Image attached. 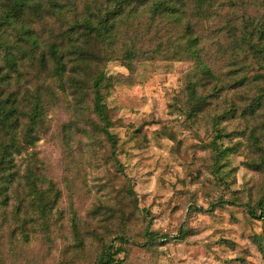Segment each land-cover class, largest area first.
I'll list each match as a JSON object with an SVG mask.
<instances>
[{
	"label": "rangeland",
	"instance_id": "374dc122",
	"mask_svg": "<svg viewBox=\"0 0 264 264\" xmlns=\"http://www.w3.org/2000/svg\"><path fill=\"white\" fill-rule=\"evenodd\" d=\"M206 54L221 78L218 52ZM104 69L112 77L105 104L114 149L98 134L69 142L59 132L68 116L55 112V135L40 137L35 152L44 199L56 204L46 228L21 227L25 239L18 213L0 208L13 220L0 215V264H95L102 236L118 234L131 241L116 264H264V226L249 212L259 215L264 203V108L247 109L243 86L204 85L194 62L141 61L129 71L109 61ZM190 85L206 98L195 113Z\"/></svg>",
	"mask_w": 264,
	"mask_h": 264
},
{
	"label": "trees",
	"instance_id": "16d2710c",
	"mask_svg": "<svg viewBox=\"0 0 264 264\" xmlns=\"http://www.w3.org/2000/svg\"><path fill=\"white\" fill-rule=\"evenodd\" d=\"M209 47L226 68L221 78L206 60ZM156 60L194 62L204 85L243 86L247 109L264 108V0H0V208L18 213L21 238L24 225L46 228L56 204L44 199L35 152L40 137L55 135V112L68 116L59 132L69 142L88 143L98 134L114 149L105 65L120 61L133 71L136 63ZM230 75H238L231 85ZM188 89L190 112L205 108L206 98ZM257 206L260 214L250 215L264 226V203ZM0 215L2 223L13 221ZM102 239L95 264H116L131 241L125 234Z\"/></svg>",
	"mask_w": 264,
	"mask_h": 264
}]
</instances>
